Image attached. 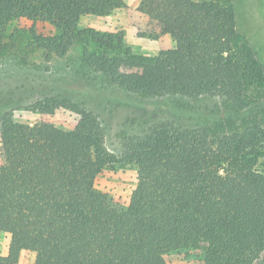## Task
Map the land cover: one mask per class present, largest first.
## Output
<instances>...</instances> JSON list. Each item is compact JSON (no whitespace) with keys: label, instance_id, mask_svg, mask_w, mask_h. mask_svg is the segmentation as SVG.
I'll use <instances>...</instances> for the list:
<instances>
[{"label":"trees","instance_id":"16d2710c","mask_svg":"<svg viewBox=\"0 0 264 264\" xmlns=\"http://www.w3.org/2000/svg\"><path fill=\"white\" fill-rule=\"evenodd\" d=\"M259 14L264 0H259ZM123 0H0V57L15 46L7 27L31 24L29 45L46 62L83 44L80 61L108 85L145 99L178 95L221 99L228 111L255 106L264 70L236 26L232 0H138L145 22L137 36H168L171 48L154 56L112 54L122 35L79 30L81 17H106ZM37 23L50 28L37 31ZM25 62V61H24ZM41 114L66 109L78 116L62 129L48 121L0 117V232L10 240L0 264H168L191 253L203 264H264V112L218 134L213 124L183 128L156 124L123 136L121 150L105 147L98 118L65 97L38 101ZM133 165L136 184L127 205L98 191L108 167Z\"/></svg>","mask_w":264,"mask_h":264},{"label":"rangeland","instance_id":"374dc122","mask_svg":"<svg viewBox=\"0 0 264 264\" xmlns=\"http://www.w3.org/2000/svg\"><path fill=\"white\" fill-rule=\"evenodd\" d=\"M125 7L106 17L86 15L81 17L79 30L122 35L123 45L112 54L122 55L130 49L132 55L154 56L171 48L168 36L157 40L137 36V27L145 19L137 13L138 0H123ZM236 13V26L253 48L264 70V18L259 14V0H232ZM264 13V8L261 10ZM25 20H18L7 27V37L14 35L13 48L0 57V117L10 111L15 122L33 125L48 121L62 129L72 128L78 116L66 109L53 114H41L33 109L36 102L65 97L91 111L103 129L104 145L108 151L119 154L123 136L141 135L148 128L170 122L183 128H199L213 124L212 131L222 134L240 128L254 117L261 120L264 112V94L255 106L240 112H230L219 98L200 97L189 99L178 95L145 99L108 85L104 78L80 61L83 44L69 50L64 59L46 62L41 50L29 45ZM37 31L49 33L50 28L37 23ZM25 61V62H24ZM245 126V125H244ZM264 171V157L257 167ZM136 184V168L133 165H115L105 168L95 179L98 191L108 194L125 206ZM9 236L0 232V256L7 252ZM35 254L22 251L18 264H33ZM168 264H203L194 253L173 254Z\"/></svg>","mask_w":264,"mask_h":264}]
</instances>
